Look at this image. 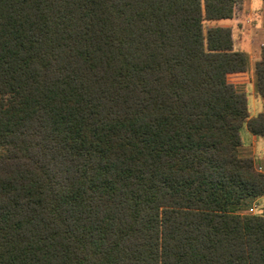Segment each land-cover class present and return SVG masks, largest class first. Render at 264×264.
<instances>
[{"label":"trees","instance_id":"16d2710c","mask_svg":"<svg viewBox=\"0 0 264 264\" xmlns=\"http://www.w3.org/2000/svg\"><path fill=\"white\" fill-rule=\"evenodd\" d=\"M237 3L0 0V264H264Z\"/></svg>","mask_w":264,"mask_h":264},{"label":"rangeland","instance_id":"374dc122","mask_svg":"<svg viewBox=\"0 0 264 264\" xmlns=\"http://www.w3.org/2000/svg\"><path fill=\"white\" fill-rule=\"evenodd\" d=\"M249 2V0H248ZM242 0H238V3L236 4L234 11L235 15L238 13V9L242 8ZM254 3V13L252 14V17L255 19L256 23L255 25H259L264 20V6L262 0H253ZM246 4V3H245ZM238 15V14H237ZM239 17V15H238ZM239 24V23H238ZM254 25V26H255ZM213 26H221L217 23H210V22H204L203 23V30L204 34L206 31L213 27ZM253 26V24H252ZM229 28V27H228ZM254 27H252L253 29ZM236 29V28H235ZM251 29V30H252ZM239 32L240 28L238 27L237 32L232 34V46L234 50L240 51V47H238L237 40H239ZM241 34V33H240ZM234 35V37H233ZM264 36V31H259L256 33V37L253 32H249V37L251 41L256 39V42L251 48V51L249 52L244 51L243 53L246 54L248 58V67L246 71V76L244 78V83H241L242 81H239V77H229V82L234 84L239 91H242L246 94L247 97V105H248V112L250 116L255 117L260 113L264 112V100L260 98L256 94L255 90V75H254V64L259 59L260 55V49L262 46H264V40L261 39V37ZM242 52V51H241ZM246 52V53H245ZM253 69V71H252ZM251 77V79H250ZM238 82V83H237ZM240 139H241V146L239 148V155L243 158H251L254 161V165L256 169L259 172L264 171V144L261 138L252 136L245 126H243L240 129ZM3 153V151L0 149V155ZM264 212V196H261L257 199H255L251 204L246 208V210H242L241 214H247V215H261Z\"/></svg>","mask_w":264,"mask_h":264},{"label":"crops","instance_id":"0c3cea01","mask_svg":"<svg viewBox=\"0 0 264 264\" xmlns=\"http://www.w3.org/2000/svg\"><path fill=\"white\" fill-rule=\"evenodd\" d=\"M242 2H243L242 6H241L242 8L238 9L239 11L237 13L239 15V17L237 14L235 15V11H234L233 16L230 20L219 21V22H217V24L221 25V26L229 27L232 34H234V35L237 32L238 27H239L240 28V32H239L240 37H239V40H237L238 47H240L239 49L242 52H244V51L249 52V50L251 51V48H253L254 47L253 45L255 44V43H253L254 39L251 41V39L249 37V32H253L255 37H256L257 32L264 31V20L259 25H255L256 21L252 17V14L254 13L253 0H249V2H248V0H242ZM262 2H263V6H264V0H262ZM252 24H253V26H252ZM252 27H254V28L252 29ZM234 35H233V37H234ZM261 39L264 40V36L261 37ZM254 42H256V39ZM252 71H253V69H252ZM250 79H251V77H250Z\"/></svg>","mask_w":264,"mask_h":264}]
</instances>
